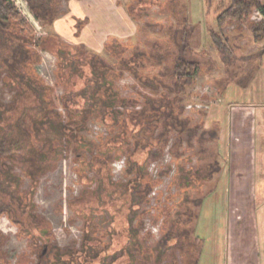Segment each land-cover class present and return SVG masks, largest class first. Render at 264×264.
<instances>
[{"label":"rangeland","instance_id":"rangeland-1","mask_svg":"<svg viewBox=\"0 0 264 264\" xmlns=\"http://www.w3.org/2000/svg\"><path fill=\"white\" fill-rule=\"evenodd\" d=\"M13 1L33 27L36 37L56 32L68 43L84 44L87 49L98 51L111 64H119L120 58L124 55L130 56L136 46L148 50L150 42L156 38L167 39L170 25L176 24L168 4L169 0H51L55 16L53 23L40 22L27 0ZM224 1L229 3V0ZM182 2H184L186 20L195 25L192 37L195 52L191 56L198 61V68L193 84L188 85L184 93H175L180 94L179 101L184 105L183 115L189 117L193 125L201 124L206 128H218L217 138L206 143V147L212 150V154L199 153V142L195 139L191 145L184 138L181 146L179 145L181 158H174L171 148L175 142V136H172L162 156L151 159L147 168L148 172L144 173V176L146 175L144 182L136 189L134 195L126 192L135 174L127 173L128 162L124 154L115 156L111 163L113 181L110 182L111 186L107 184L103 190H100V176L97 171L81 170L79 173L80 165L77 159L93 157L96 153L94 147L102 145L104 140L110 137L119 138L122 126L128 127V123L131 126L137 123L139 117L146 111V97L151 96L155 101L159 98L155 91L144 86L130 71H124L115 80V87L122 97L130 101L118 106L121 116L117 124L109 125L97 112L90 113L84 124L78 118L80 127L75 128V131L81 135L84 144L65 145L58 157L47 161L46 169L39 174L36 181L25 173L23 160L15 159V164L12 165L13 173L21 185L20 191L33 198V207L30 206L29 210L51 223L55 240L61 247L84 241L85 220L81 209L88 210L91 207L97 208L103 207V204L115 203L117 208L114 218L111 214L108 216L105 210L101 212L99 221L102 223H100L98 236L104 238L102 245L112 242L117 234L120 240H125L129 227L133 225L134 228L140 229V236L144 240L143 245L150 252L148 260L142 256V261L140 256V264H183L184 256L179 250H165L159 258L152 249L174 220L188 218V227H196L195 234L200 237L199 245L202 251L198 264H233V260L234 264H237L234 255L238 252L242 253V249H238L240 243L249 240L241 241L245 235L242 227L253 225L254 212L261 210L264 215V206L259 204L256 208V195H254L262 192L264 187L251 185L252 180L234 177L230 184L228 146L231 139L228 133L232 127L233 115L238 109L247 113H243L244 117L250 115L249 112L252 109L255 110V105L250 101H246L245 105L240 101L242 98L253 97L254 91L252 88L250 93L240 90L242 93L235 96L238 97L239 102L235 101V98L227 102L224 95L229 86H232V90L237 85L240 86L238 78L241 76H238V73L246 72V80L249 84L253 83L258 62L256 58L249 60L246 57L258 54L259 44L248 31L250 26L248 22L229 23L224 26L222 32L228 38V43L236 57H233L231 64L223 62L208 34L209 26H217L216 15L220 11L217 6L220 0H182ZM131 4L135 5L133 9L136 12L139 6L144 7L140 16L136 12L133 15L130 13ZM260 19H262L261 14L254 11L251 21L255 23ZM113 37L120 38L121 43L125 45L130 43L128 45L130 47L122 51V48L121 50L120 47H116L118 43L111 39ZM109 40L110 46L106 43ZM0 43L1 51H7L9 42ZM31 50L35 51L34 63L28 64L27 67L32 70L35 77L40 78L53 89V98L60 103L66 96L69 84L61 73L58 57L49 50L37 49L33 46ZM146 63L148 66L146 72L150 73L152 70L156 72L159 68L158 65V68L154 69L155 63L152 61ZM159 91L168 92L164 87H161ZM16 95V88L2 79L0 101L5 106H9L17 98ZM25 99L29 101L31 98ZM59 107L58 110L64 113L65 109L61 105ZM8 109L9 112L5 111L6 114L3 115L4 119L12 118L16 114L19 116L22 111L16 108L8 107ZM218 109L223 110L221 112ZM217 118L220 120H215ZM224 120V131L227 135L221 139L220 127ZM131 142L133 145L135 140ZM222 149L227 153H223ZM215 160L219 162L220 171L214 172L209 179L200 184L199 193L194 188L188 189L191 199L185 204L183 200L185 192L176 181L179 165H185L195 171L204 168L206 161L214 162ZM243 165L241 164V167ZM234 166H236L235 162ZM241 170L242 168L239 169ZM147 181L152 182L153 185L149 191H146ZM240 183H243L245 187L239 185ZM240 190L246 197L244 199L240 197L242 201L238 199L239 195H236ZM4 197L9 198L6 195ZM194 197H203L204 201L191 203ZM27 198H24L26 202H28ZM131 199L135 207L129 215V211H126L128 204L123 205V201L130 202ZM118 205L122 207L119 208ZM187 206H190L194 212L190 219L184 214ZM29 210L24 215L16 216L22 222L26 220L27 225L30 223H28ZM261 215L259 219L264 221ZM110 229H113L111 235L107 233ZM0 234V264H34L40 245H35L30 235L23 232L20 226L6 214L0 215ZM125 260L126 258L123 257L120 263H125Z\"/></svg>","mask_w":264,"mask_h":264},{"label":"trees","instance_id":"trees-1","mask_svg":"<svg viewBox=\"0 0 264 264\" xmlns=\"http://www.w3.org/2000/svg\"><path fill=\"white\" fill-rule=\"evenodd\" d=\"M27 1L40 22H54L51 0ZM168 4L176 24L170 25L167 39L156 38L150 42L148 50L136 46L130 56L124 55L120 58L119 64H111L98 51L89 50L84 44L68 43L56 32L36 37L33 27L14 1L0 0V42H9L7 51L0 49V81L4 79L6 83L12 84L17 94V98L9 106L0 101V215H8L23 232L30 235L35 245H40L34 264H121L123 257L126 260L122 264H140V256L147 260L150 258V252L143 245L140 229L134 228L133 225V228L129 227L125 240H120L117 234L112 242L102 245L104 238L98 236L102 223L99 221L101 212L105 210L108 216L111 214L114 218L117 208L115 203L91 207L88 210L81 209L85 220L84 241L61 247L55 240L51 223L29 210L30 206L33 207V198L20 191L21 185L12 167L15 159L23 160L25 173L36 181L39 174L46 169L47 161L58 157L65 145L84 144L81 135L75 131V128L80 127L78 118L84 124L90 113L97 112L109 125L117 124L121 116L118 106L130 101L122 97L115 87V80L124 71H130L139 82L155 91L159 98L155 101L151 96L146 97V111L137 123L132 126L128 123V127L122 126L119 138L110 137L104 140L102 145L94 147L96 153L93 157L77 159L80 165L79 173L81 170L97 171L100 176V190H103L107 184L111 186L113 181L111 163L115 156L124 154L128 162L127 173L135 174L126 192L134 195L136 189L144 182V173L148 172L151 159L162 156L172 136H175L171 148L174 158H181L179 145L181 146L184 138L191 145L196 139L200 146L199 153L212 154L206 143L217 138L218 128L193 125L191 119L183 115L184 105L179 101L180 94L175 93H184L186 87L193 84L197 74L198 61L191 56L195 52L192 45L195 25L186 20L182 0H169ZM134 6L131 4L129 7L132 15L136 12ZM139 7L136 13L140 16L144 7ZM217 7L220 10L216 15L217 26H209L208 34L223 62L231 64L233 57H236L228 38L222 32L224 26L229 23H249L248 31L256 43L262 45L258 47V54H251L246 58H261L264 55V0H229L228 4L220 0ZM254 11H258L262 16V19L255 23L251 21ZM111 39L118 43L116 47L122 48V51L130 47V43L125 45L118 37ZM110 40L106 42L109 46ZM31 45L37 49L49 50L58 57L61 73L69 84L61 104L53 98V89L35 77L27 67L28 64L34 63L35 51L31 50ZM149 61L155 63L154 69L159 65L156 72L145 71L148 68L146 62ZM246 74L238 73V76L243 77L238 78L240 85L245 86L248 83ZM161 87L168 92H160ZM26 97L31 99L26 101ZM59 105L65 109V114L58 110ZM20 106L22 111L19 116L16 114L12 118L7 117L9 119L3 118L5 111L9 112L8 107L20 109ZM131 140H135L133 145ZM216 171H220L218 160L206 161L204 168L195 171L185 165H179L176 181L185 192V204L191 199L188 189L194 188L199 193L200 184ZM147 182L146 191H149L153 185L152 182ZM5 195L9 198H5ZM26 197L28 202L25 201ZM140 199L143 200L142 197ZM203 199L194 197L191 203H200ZM124 204H128L126 211H129L130 215L135 204H132V199L130 202L123 201ZM28 210L30 223L27 225L26 220L22 222L16 216L24 215ZM193 213L191 207L187 206L184 214L190 219ZM187 220L188 218L174 220L152 252H156L160 258L165 250H179L184 256L183 264H198L202 251L199 245L200 237L195 234L196 227H188ZM107 233L111 235L113 229Z\"/></svg>","mask_w":264,"mask_h":264},{"label":"crops","instance_id":"crops-1","mask_svg":"<svg viewBox=\"0 0 264 264\" xmlns=\"http://www.w3.org/2000/svg\"><path fill=\"white\" fill-rule=\"evenodd\" d=\"M256 62L259 64L256 63V77L253 79V83H248L246 86L237 85V87H234V90H232V86H229V89L226 90L224 95L227 102L232 98H235V101L239 102V100H237L238 97L235 96L238 93H242L240 90L250 93L252 88L254 91L253 97L242 98L240 101L243 102L244 105L246 101H250L251 104L255 105V110L252 109L251 112H249L250 115L244 117L245 115L243 113H247L241 111L242 109H238L235 115H233L232 127L228 133V137L231 139L230 145L228 146V149H230V184L232 177H234L236 179H249L252 180L251 185L264 187V55L258 58ZM218 110L222 112L223 109ZM215 120L218 121L220 119L217 118ZM224 122L225 120L222 121L220 127L221 139H224L227 135L224 131ZM223 150L224 149H222L223 153H227ZM234 162L236 166H234ZM241 164H244L243 167H241ZM241 168L243 172L242 170L239 171ZM239 185H243V183ZM244 187L243 185V188ZM236 195H239L238 199L240 201L246 198L245 193L241 190L239 193H236ZM254 195H256V208H258L259 204L264 206V190ZM240 197H243V199ZM261 214V210L256 213L254 212L253 225L251 227H249V225H244L242 227L244 231L243 234L248 236L245 237L244 235L241 241H243V239L249 240L240 243V248L238 249H242V253L238 252L234 255L238 262L237 264H264V221L259 219ZM261 216L263 219L264 215L262 214Z\"/></svg>","mask_w":264,"mask_h":264}]
</instances>
